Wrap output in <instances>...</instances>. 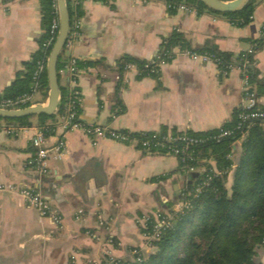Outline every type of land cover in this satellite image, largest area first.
I'll return each mask as SVG.
<instances>
[{
  "label": "crops",
  "instance_id": "obj_1",
  "mask_svg": "<svg viewBox=\"0 0 264 264\" xmlns=\"http://www.w3.org/2000/svg\"><path fill=\"white\" fill-rule=\"evenodd\" d=\"M69 1L71 11L83 12L78 35L62 55L83 67L76 78L82 125L134 134L206 133L231 123L246 107L239 66L222 72L217 64L194 61L179 48L157 77L141 76L134 66L122 73L118 64L125 56L152 61L175 31L195 51L212 49L235 58L248 53L264 28V0H256L252 21L242 28L216 13L170 12L169 0ZM46 31L40 0H0V97L10 95L24 78ZM253 56L254 87L264 108V46ZM58 75L63 95L73 88V79L68 69ZM47 96L39 91L33 105L45 103ZM55 115L48 122L55 131L46 137L52 151L43 176L30 166L39 119L14 134L0 132V187L40 192L61 213L64 225L58 229L19 196L0 192V264H104L131 259L133 248L149 251L138 219L181 202L188 175L179 160L78 129L66 133L63 117ZM63 140L66 147L58 158L55 148ZM240 150L238 142L232 158L237 160ZM258 261L264 264V249Z\"/></svg>",
  "mask_w": 264,
  "mask_h": 264
},
{
  "label": "trees",
  "instance_id": "obj_2",
  "mask_svg": "<svg viewBox=\"0 0 264 264\" xmlns=\"http://www.w3.org/2000/svg\"><path fill=\"white\" fill-rule=\"evenodd\" d=\"M40 1L42 2L47 30L40 51L35 55L33 61L26 65L27 72L24 78L19 79L12 88V93L2 98L15 100L22 95L33 93L37 86L38 91H46L48 94L46 70L37 79H35V73L39 62L47 63L53 47L52 45L44 47V45L51 38L49 33L54 18V9L53 0ZM182 5L196 10L200 14L204 12L215 14L197 0L168 1L170 12H177ZM256 6V0H249L245 8L237 13L216 14L229 19L233 25L242 28L252 21ZM68 7L70 9L69 0ZM70 13L71 28H73L76 22L82 18L83 12L75 13L70 10ZM262 46H264V28L261 37L253 41L254 52ZM177 48L182 51H195L184 36L175 31L162 44L161 52L155 58L156 65L173 60L175 57L174 50ZM195 52L215 55L219 59L218 67L222 72H227L231 66L242 67L243 60H245L244 55L254 63V56L248 53H242L235 58L232 54L221 53L212 49ZM73 60L62 56L59 60L58 70L69 69ZM118 66L122 73L134 66L141 76L157 77L159 75V72L153 73L151 71L154 68L151 61L141 62L130 56H125ZM75 67L79 71L83 70L79 62H75ZM248 75L251 85L250 92L259 99L254 87L258 77L255 67L249 69ZM69 101L70 91L64 92L58 115L62 117L67 115ZM30 105L27 104L21 108ZM257 109L264 111V108L259 104ZM76 112V122L82 124L80 122L81 107L76 108ZM246 112L248 110L241 108L234 114L231 123L206 133H182L164 130L147 135V138L157 135L160 141L169 135L173 138L188 136L200 140L198 144L188 149L184 156L178 157L181 172L188 175V186L181 195V201L190 202V207L176 215L172 227L165 231L159 240L148 242L155 249L154 252L147 254L141 248H133L131 251H140L138 255L128 260H115L113 264H261L258 259L260 250H263L264 242V121L252 120L237 129L240 124L239 115ZM32 118L34 117L18 120L0 119V130L3 127L2 122H5L7 126H16L19 129L32 127ZM37 118L40 121L38 128L42 130L45 137L52 135L55 128L48 122L54 121L56 115H41ZM221 131H231L232 136L217 141L215 137ZM132 137L143 139L141 133H133ZM238 142L241 143V150L239 158L236 160L232 156H235L234 146ZM178 147L182 148V145ZM167 150L158 148L153 144L149 151H143L153 155H166ZM210 161L214 162V165L208 163ZM190 169L195 171L190 173L188 172ZM231 174L232 183L229 186ZM208 178L211 180L209 181ZM164 179L165 177L162 176L154 179V181ZM199 187L201 191L197 193ZM168 211L170 210L163 211V213ZM148 216L153 221V213ZM151 226L149 225V228ZM147 232L151 231L142 228L143 234Z\"/></svg>",
  "mask_w": 264,
  "mask_h": 264
},
{
  "label": "built area",
  "instance_id": "obj_3",
  "mask_svg": "<svg viewBox=\"0 0 264 264\" xmlns=\"http://www.w3.org/2000/svg\"><path fill=\"white\" fill-rule=\"evenodd\" d=\"M94 2L99 3H106L110 2L112 0H91ZM53 9H54V18L52 20L51 28H50V36L51 38L45 43L44 47H48L50 45H54V42L57 38L58 31H59V8H58V0H53ZM180 10L185 11H193V9L187 7V6H180ZM80 23L76 22L73 28H71L70 37L67 43L68 45H71L73 42L70 41L71 37H77L78 35V29H79ZM53 43V44H52ZM182 54L189 57L190 59L194 61H201L203 63H209L213 62L218 65L219 59L215 55L211 54H200L195 51L191 50H180ZM175 53V50H174ZM248 54L254 55V50L251 49ZM245 60H243L242 67L240 69L242 70L243 74V89H244V98L247 102L246 107H244L248 112L242 113L239 115L240 124L237 129H240L242 125L246 122L252 121V120H259L264 121V111H261L260 109H257V106L259 104V100L256 98L255 94L250 92L251 91V85H250V78L248 75L249 69H251L254 66V63H252L250 60H248L245 55L243 56ZM155 58L151 61V64L154 65V68L151 70L153 73H158L164 65V62L159 63L156 65ZM46 64L43 62L38 63V68L35 73V79L38 78V76L46 70ZM148 67H151V65H148ZM232 68L229 67L230 70ZM227 69V70H228ZM70 72V75L73 79V88L70 89V101L68 104L67 109V115L63 117V123H64V129L65 132L68 133L69 131L73 130H81L86 135L94 138H100V139H109L116 143L126 144V145H133L142 151H149L151 146L153 144L156 145L158 148H164L167 150V156H174L179 160V156H184L188 149L195 146L200 142V140L191 138L188 136H182V137H171V135L167 136L166 138L162 139L161 141L157 138V135H152V137L147 138V135L150 133H157V132H141V136L143 139H138L136 137H132L131 132L129 131H118L111 129L110 127H97V126H84L78 122H76L77 119V112L76 108L82 107V96L80 91L77 89L76 84V78L81 73V71L77 70L75 67V61H72V66L68 69ZM228 70V71H229ZM38 86L31 94H25L20 97H18L15 100L5 99L0 97V109H22L21 107L27 104L33 105L34 97L38 94ZM30 105V106H31ZM19 128L16 126H7L3 125L0 132H6V134L11 135L16 133ZM232 136L231 131H221V133L215 137L217 141H221L224 138H228ZM182 145V148H179L178 146ZM32 146L35 151V157L33 161L30 163V166L39 174L44 175L47 172V161L50 158L51 149L46 144V137L42 130L38 129L37 134L32 138ZM66 147L65 141H61L60 144L55 148L57 152L58 158H61L64 152V149ZM184 162V160H182ZM194 169H190L188 172H194ZM220 175L219 173H216ZM210 181L211 178H208ZM200 187L197 189V193H200ZM0 192H8L15 194L19 196L24 203L36 210L39 215L42 218L49 219L55 227L58 229H62L64 225V219L61 213L52 205V203L43 196L40 192L32 189V188H18L13 185L8 186H1ZM190 207V202L188 201H181L175 209H172L168 212H156L153 213V221L151 217L148 215L141 218L139 220V224L144 228L145 230H150L151 232H147L144 234L148 242L157 241L161 238L162 234L169 230L173 225V220L176 217L178 213H182L185 209H188ZM154 222V223H153ZM149 225H152L149 228ZM149 247H152L150 244H148ZM263 249H264V242H263ZM143 251V250H142ZM139 250H133L131 251V257H134L139 254ZM115 259H110L107 264H113Z\"/></svg>",
  "mask_w": 264,
  "mask_h": 264
},
{
  "label": "water",
  "instance_id": "obj_4",
  "mask_svg": "<svg viewBox=\"0 0 264 264\" xmlns=\"http://www.w3.org/2000/svg\"><path fill=\"white\" fill-rule=\"evenodd\" d=\"M204 4L210 11L217 14L237 13L245 8L249 0H197ZM59 31L46 64L48 80V96L43 104H35L22 109H0V119L18 120L41 115L53 116L59 111L62 93L59 83V60L65 52L72 27V19L68 0H58Z\"/></svg>",
  "mask_w": 264,
  "mask_h": 264
},
{
  "label": "rangeland",
  "instance_id": "obj_5",
  "mask_svg": "<svg viewBox=\"0 0 264 264\" xmlns=\"http://www.w3.org/2000/svg\"><path fill=\"white\" fill-rule=\"evenodd\" d=\"M231 183H232V182L230 181V183H229L228 185L230 186ZM139 220H140V219H138V221H139ZM148 248H149V251L146 250V252H145V253H147V254H150V253H152V252L155 251V249H154L153 247H149V246H148Z\"/></svg>",
  "mask_w": 264,
  "mask_h": 264
}]
</instances>
